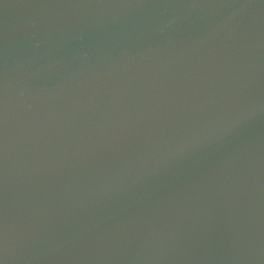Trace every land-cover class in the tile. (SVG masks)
<instances>
[{
  "label": "water",
  "instance_id": "obj_1",
  "mask_svg": "<svg viewBox=\"0 0 264 264\" xmlns=\"http://www.w3.org/2000/svg\"><path fill=\"white\" fill-rule=\"evenodd\" d=\"M0 264H264V0H0Z\"/></svg>",
  "mask_w": 264,
  "mask_h": 264
}]
</instances>
